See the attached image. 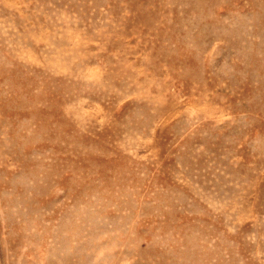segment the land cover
I'll return each mask as SVG.
<instances>
[{"label": "rangeland", "instance_id": "374dc122", "mask_svg": "<svg viewBox=\"0 0 264 264\" xmlns=\"http://www.w3.org/2000/svg\"><path fill=\"white\" fill-rule=\"evenodd\" d=\"M0 264H264V0H0Z\"/></svg>", "mask_w": 264, "mask_h": 264}]
</instances>
